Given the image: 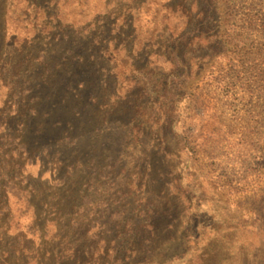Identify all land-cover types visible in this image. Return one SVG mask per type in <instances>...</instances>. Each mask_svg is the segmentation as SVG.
Segmentation results:
<instances>
[{"label": "rangeland", "instance_id": "obj_1", "mask_svg": "<svg viewBox=\"0 0 264 264\" xmlns=\"http://www.w3.org/2000/svg\"><path fill=\"white\" fill-rule=\"evenodd\" d=\"M251 2L206 18L230 33L231 12L255 42L202 45L171 82L188 158L113 76L112 5L68 21L47 10L23 47L0 0V264H264V8Z\"/></svg>", "mask_w": 264, "mask_h": 264}, {"label": "trees", "instance_id": "obj_2", "mask_svg": "<svg viewBox=\"0 0 264 264\" xmlns=\"http://www.w3.org/2000/svg\"><path fill=\"white\" fill-rule=\"evenodd\" d=\"M218 1L230 4V0H193L190 5L186 0L43 1L46 2V5H37L34 0H8L7 4L18 18V44L23 47L29 44L34 33L40 30L37 27L38 24L40 25L38 19L41 20V14H44L43 18L46 19L45 11L47 10L58 12L64 21H68L72 20L70 19L71 15L74 19L79 13L85 19L91 13L101 15V13H104L100 11L103 5H112L116 15L121 19L114 21L115 31L110 36V48L103 49L105 54L110 50L112 51L110 54H106L108 56H106V59L111 63L109 66H111L113 76L116 80H125L127 85L130 84L131 88L137 89L140 95L138 97L141 106L139 107L140 111L156 109L158 124H162L160 118L163 117V122H168V125L171 126L168 132L172 134L171 137L177 149L182 155L193 158L194 149L189 137L185 132H181L179 126L173 125L174 119L177 118V108L174 101H172V95H174L172 80L182 77L187 72L189 67L187 54L198 52L201 50L202 45L210 47L216 45L221 48L220 44L227 42L237 47L240 44H245L247 40H251L253 43L256 40L251 32L236 29L238 26L234 25L231 12L229 17L220 18L222 22L228 23L229 27L232 25V32L230 33L229 29L224 32L222 26L217 27L221 23L207 20L210 17L207 15L210 11L220 9L217 5ZM250 5L253 8L258 6L264 8V0H252ZM28 14L31 17H28ZM35 14H37L36 18H34ZM257 15L252 14L250 16V24L254 23L257 18L262 19L263 13H260V17ZM129 21L131 23L130 27H135V30L131 33L128 31ZM122 23L126 29L121 26ZM47 26H49V22H46L45 27ZM66 26L73 25L65 22L59 25L62 28ZM47 32H50V30H47ZM225 33H228L227 37L229 39L224 38ZM158 47L161 48L159 53L157 52ZM140 51H143L142 54L157 52L156 54H160V58L165 62L160 64L159 60L156 59L157 55L152 59V63L139 64V62H134ZM146 116L151 118V116ZM188 168L186 167V169ZM181 178L185 180L184 176H181ZM187 235L191 237V252L195 254L196 242L194 241L198 236L194 235L192 229ZM182 259H185V261L183 262ZM173 260L177 262L181 260V264H189L191 257L179 255L173 257Z\"/></svg>", "mask_w": 264, "mask_h": 264}]
</instances>
